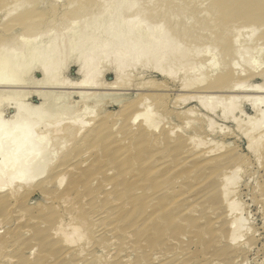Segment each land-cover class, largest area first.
<instances>
[{
	"label": "rangeland",
	"instance_id": "rangeland-1",
	"mask_svg": "<svg viewBox=\"0 0 264 264\" xmlns=\"http://www.w3.org/2000/svg\"><path fill=\"white\" fill-rule=\"evenodd\" d=\"M212 2L214 0H103V3L88 0L80 7L77 5L78 8L76 6L75 16L68 17L69 21L75 22L74 26L70 28L71 23L56 26L53 31H59L58 34L37 42L33 39L31 43L36 42L35 46L7 57V65L0 64L3 86H0V126L8 128L24 123L32 128L35 137L45 139L43 143L38 139L40 144L34 146L40 153L30 168L39 166L36 164L39 161L46 166L54 167V162L59 165L63 155L75 149L84 151L86 157L76 156L75 162L68 164L71 167L68 170L72 169L70 172L64 169L50 173L48 166L50 170L44 178L46 176L50 183L45 189L33 185L31 190L21 189L20 198L19 193L10 198V203L0 211V264H264V139L253 149L249 148L250 139H257L259 132L264 134V127H256L263 123L264 100L260 97L264 94L242 92V89V93L240 90L232 93L231 88L220 89L216 83L222 72L234 70L243 75L238 78L239 75L231 72L225 85L230 84L235 74L236 84L246 82L244 89L264 86V29L252 21L231 23L224 28L228 34L226 30L223 34L231 42L232 35L236 34L237 40L234 45L230 42L224 50L221 42L216 43L223 35L216 25L218 21L213 20ZM82 9L84 11L79 13ZM254 24H257L256 31ZM128 25L133 26L131 38L140 36L146 43L166 36L169 45L178 42L181 48L162 64L160 70H153L158 53L154 51L147 59V65L138 62L122 78L115 63L103 62L99 77L93 79L94 86L82 84L85 71L90 70L85 66V60L94 52L96 44L113 43ZM237 49L239 52L235 55L233 51ZM180 52L185 54L184 58H180ZM128 53L129 50H125L122 60H126ZM26 59L28 62L19 67ZM223 64L228 65L227 70ZM11 65L17 66L18 70ZM170 68L175 73L169 78ZM248 72L254 73L250 79L244 78L250 74ZM16 91L29 94L11 95ZM208 96L215 100L208 101ZM233 96L242 100L236 97L230 100ZM199 97L207 98L205 106H201ZM206 106L216 107L209 111L210 107L207 110ZM142 113L146 115L137 116L136 125L132 123V127L129 124L131 115ZM189 113H194L190 114L193 117ZM147 116L156 123L152 133L162 138V146L146 143L145 148L138 147L145 149V154L153 155L146 160L141 178L131 176L133 172L127 171L128 164L123 165L126 163L124 158L120 159L124 169L119 172L126 170L122 176L115 172L113 176L112 171L106 175L102 171H90L99 152L94 151L92 144L82 148L80 143L94 120L102 119L106 126L116 124L113 127L115 133L126 130L125 141L144 135L141 127L148 125ZM69 125H74L76 130L82 127L80 133L83 135L79 134V138L73 140L65 139L66 142L62 137L64 133L59 135L57 131L69 128ZM181 134L187 145L175 143L182 138ZM56 139H60L61 145L64 142L68 146L61 147ZM113 140L110 137L109 144L106 142V149L123 147L124 144L111 145ZM189 143L196 145L191 147ZM197 146L200 152L205 148L203 152L212 149L208 156L215 150L210 158L227 156L232 161L225 163L222 174L217 173L218 177H215L217 174L213 173L212 166L205 167L204 161L189 158L191 154L200 153ZM164 154L165 157L160 156ZM86 164L89 166L85 167ZM195 179L201 182L196 184ZM139 180L143 184L136 192L134 188ZM147 183L152 191L146 187ZM73 184L78 187L72 191ZM115 187L119 189L115 191ZM125 188L129 189L123 190ZM234 221H238L237 224ZM234 225H240L237 238L232 233ZM75 227L81 228L79 235L73 234Z\"/></svg>",
	"mask_w": 264,
	"mask_h": 264
},
{
	"label": "bare ground",
	"instance_id": "bare-ground-1",
	"mask_svg": "<svg viewBox=\"0 0 264 264\" xmlns=\"http://www.w3.org/2000/svg\"><path fill=\"white\" fill-rule=\"evenodd\" d=\"M88 0H0V64H5L7 65V63H5V61L7 60V57L9 56H14L16 55L17 52H23L25 50H27L29 47H32L33 44L35 46V43L40 39H44L43 37H46V36H50V35H56L59 33V31H53V29L55 30V27L56 26H63L65 23H71V24H68V25H71L70 28L72 26L75 25V22L73 21H69L68 17L69 16H72L74 13V10L78 8V6L83 3V2H86ZM135 1V0H133ZM164 1V0H163ZM186 1V0H185ZM198 0H196L197 2ZM213 1V0H212ZM98 2L100 3V0H98ZM101 2L103 3V0H101ZM178 2V1H177ZM181 1H179L180 3ZM188 2V1H187ZM191 2H194V1H191ZM90 3V2H89ZM185 3V2H184ZM213 3V2H212ZM78 5V6H77ZM87 5V4H86ZM77 6V8H76ZM80 7V6H79ZM83 7V6H82ZM180 7V6H179ZM85 8V7H84ZM93 10V9H92ZM210 10V8H209ZM84 10H79V13H82ZM179 11V10H178ZM210 11H213V16H214V19L213 20H217V26L219 27V31L220 33L223 35L221 36L220 35V38L218 39V41L216 40V43H222L224 45V50L227 48V45L230 44L231 40L228 39V37H225L223 33H225V30L224 29L225 27L229 26L231 23L233 24V22H243V21H252L254 23H257L259 26H262L263 29H264V0H214V3H213V6H211V10ZM209 11V12H210ZM87 12V11H86ZM230 12L232 13V15L230 14ZM78 13V14H79ZM86 14V13H85ZM81 15V14H80ZM75 16V14L73 15ZM190 18V17H189ZM199 18V17H198ZM221 20V22H220ZM211 21H212V17H211ZM194 22V21H193ZM199 22V21H197ZM214 22V21H213ZM191 23V22H190ZM196 23V22H195ZM202 23V22H200ZM216 23V22H215ZM197 24V23H196ZM195 24V25H196ZM236 24V23H234ZM256 24V25H257ZM68 25H65L64 27L68 26ZM160 25V24H159ZM255 25V24H254ZM256 25H255V28L253 27V29L256 31ZM61 26V27H62ZM69 27V26H68ZM197 27V25H196ZM258 27V26H257ZM69 28V29H70ZM194 28V26H193ZM252 28V26H251ZM60 29V27H59ZM195 29V28H194ZM228 29V28H227ZM234 29V28H233ZM258 29V28H257ZM133 30V26L131 25H128L126 27V29L122 32V36L113 41V43H110L109 45H101L100 42L96 44V48L94 50L93 53H91V55L89 56V58L87 60H85V66L90 68V70H87L85 71L84 73V78L85 80L83 81L82 84H88L89 86H94V81L93 79L94 78H98L100 73H101V64L103 62H110L111 64L112 63H115L116 64V67L120 68V77L122 78L123 76H126L124 75L125 72H128L129 69L131 67H133V65H136L138 62H144V65L147 63V59L151 56V54L154 52V51H158L157 53V56H156V61L154 63V68L153 70H160V68L162 67V64L164 62H166L168 59H170L174 54L175 52H177L181 47V44H178V42L176 44H171L169 45V43L167 42L166 40V36L159 40V41H149V42H143V40L141 39L140 36H137L135 38H131L130 36V33L132 32ZM260 30V29H259ZM262 30V28H261ZM219 31H217L219 33ZM229 31V30H228ZM232 32V31H231ZM238 31H236L237 33ZM235 33V31L233 32ZM190 34H192L190 32ZM210 34V33H209ZM226 34H228L227 30H226ZM236 35V34H235ZM235 35H232V44L234 45V43L236 42L237 38H235ZM31 36L33 38H31ZM51 36V37H52ZM189 36V35H188ZM31 38V39H30ZM34 39V41H36L34 43L33 41V44L31 43L32 40ZM186 40V39H185ZM31 43V44H30ZM180 43V42H179ZM100 44V45H99ZM183 44V43H182ZM37 45V44H36ZM185 46V45H184ZM183 46V48H184ZM229 46V45H228ZM231 46V45H230ZM26 47V48H25ZM235 48V46H233ZM23 50V51H22ZM125 50H129V53H128V56H125L126 57V60H122L123 58V55L125 54ZM8 51H10L11 54H6ZM228 51V50H227ZM233 51V50H232ZM179 52V51H178ZM230 52V51H229ZM234 54L236 55V53L238 54L239 50H234L233 51ZM232 52V53H233ZM236 52V53H235ZM181 53V52H180ZM231 53V54H232ZM182 55L178 56L180 58H184V55L183 53H181ZM28 62V60L26 59L25 61L21 62L19 64V67H21L22 65L26 64ZM147 65V64H146ZM164 65V64H163ZM13 67L14 70H18L17 66L15 65H11ZM228 65L224 66L223 64V67H227ZM222 67V69H223ZM145 68V67H144ZM188 68V67H187ZM232 68H234L232 66ZM175 69V68H174ZM200 69V68H199ZM224 69V70H225ZM227 70V69H226ZM173 68H170L167 72V77H173ZM219 71V69H218ZM234 71V70H233ZM231 71V72H233ZM189 72V71H188ZM192 72V70H191ZM231 72H222L218 77H217V84H218V87L217 88H231L232 89V93H237V90H240L239 93H242L244 92V90L247 92V91H251L253 93H257V94H264V86H260V87H256V86H252L253 88L251 90L249 89H244L245 87L243 86L244 83L246 85V82L244 83H240V82H237L238 84H236V78H234L235 74H237L238 72L235 73L234 71V75L233 76V80L231 82L234 81L235 85L232 86L233 83L230 82L227 83L225 85V82H227V80H229V77L231 76ZM129 73V72H128ZM127 73V75H128ZM250 73V74H248ZM247 76H244L245 77H252L253 74L252 72H248ZM261 73V72H260ZM1 74V73H0ZM243 75V73H241ZM241 74H237V76L239 75L238 78H241ZM245 75V74H244ZM264 75V73L262 74ZM194 76V75H193ZM258 76V75H257ZM1 76H0V86H1ZM96 78V79H97ZM249 78V79H250ZM231 79V78H230ZM247 79V78H246ZM229 82V81H228ZM189 83V82H188ZM186 84V83H185ZM184 84V85H185ZM192 83H190V86ZM216 84V85H217ZM85 85V86H86ZM87 85V86H88ZM157 85V84H156ZM155 85V86H156ZM188 85V84H187ZM186 85V86H187ZM184 86V87H186ZM189 86V87H190ZM3 87V86H1ZM188 87V88H189ZM250 87V86H248ZM10 88V87H9ZM241 89H242V92H241ZM249 92V93H251ZM10 93V91H9ZM26 93H28L27 91H16V92H13L11 93V95L14 94L15 95H19V96H22V95H26ZM248 93V92H247ZM29 94V93H28ZM234 95V94H233ZM205 97V96H204ZM200 98L201 100V106L203 107V105L205 106V100L207 98ZM208 101L209 100H215V97H211V96H208ZM236 97V96H235ZM234 96L233 97H229V99H234L235 98ZM238 97H236L235 99H237ZM143 99V98H142ZM228 99V98H227ZM228 99V100H229ZM238 99H241L242 98H238ZM237 99V100H238ZM246 100L248 98H243V100ZM254 99V97L252 98ZM264 100V97H260V100ZM256 100V98H255ZM259 100V98H258ZM207 101V100H206ZM257 102V101H256ZM260 102V101H259ZM145 103V101H144ZM200 103V102H199ZM138 105H140V103H138ZM143 107V105L141 106ZM207 107H210V106H206V109ZM216 107V106H215ZM215 107L211 106L209 108V111L212 110L213 108L215 109ZM137 109V108H136ZM205 110V109H204ZM208 110V109H207ZM135 111V110H134ZM151 111V110H150ZM213 111V110H212ZM103 112V111H102ZM191 112V111H190ZM152 113V111H151ZM234 113V111H233ZM190 114H193L194 113H189ZM213 114V113H212ZM262 118L263 119V123H260V125L262 126H256V127H264V111L262 112ZM146 113H142V114H138V115H134L132 114L131 115V118H130V121H129V124L132 125V123H134L138 117L140 116H145ZM107 116V114H106ZM136 116V117H135ZM138 116V117H137ZM155 116V115H154ZM192 116V115H190ZM101 117V116H100ZM103 117V116H102ZM105 117V116H104ZM103 117V118H104ZM111 117V116H110ZM109 117V118H110ZM157 117H158V114H157ZM193 117V116H192ZM108 118V119H109ZM151 118H154V117H151ZM111 119V118H110ZM161 119V118H160ZM159 119V120H160ZM98 120V119H97ZM123 120V119H122ZM150 120L152 119H149L148 116H147V119L145 120L147 124L143 125V127H141V129L143 128V133L144 135H140L139 137H135L136 135L138 134H134L135 138H131V139H128V140H125L124 141V137H125V134H126V130H122L121 132H116L114 131V126L116 124L111 125V121L108 123L109 125L106 126V122L104 120H94V124L91 126V128L89 130H87L88 132H86V134L82 137V142L80 143V146H82V148H84L86 145H90L92 144V148H94L95 152L98 151L99 152V156L97 159L96 157L94 158V164L92 165V169L90 171H93V172H104L105 175L106 174H109L108 172L112 171L115 172V174L117 176H122V172L126 173V170L125 171H120L119 172V169H122V164H120V159L121 158H124L126 160V163H123L124 164H128V170L127 171H132L131 173V176L133 175V177H142L143 176V173L145 172L144 170V164L147 162L146 160L149 159V158H153V155H147L144 153V150L143 148H145V144L149 143L152 144V143H155L154 146H159V144L162 146L161 144V140L162 138H160L159 136H157L155 134V136L153 135L152 132H155L154 131V127L156 128V123L154 124V122L152 123ZM165 120V119H164ZM109 121V120H108ZM261 121V120H260ZM157 122V121H156ZM166 122V121H165ZM193 122V121H192ZM191 122V123H192ZM161 123V122H160ZM189 123V122H187ZM210 123V121H209ZM118 124V123H117ZM135 124V123H134ZM77 125V124H76ZM136 125V124H135ZM153 125V126H152ZM160 125V124H159ZM259 125V124H257ZM70 126V125H69ZM80 126V125H79ZM82 126V125H81ZM77 129H78V125L76 126ZM76 127H74V125L70 126L69 128L68 127H63L60 128L57 132L59 135L62 134L63 136V139L65 140H71L72 138H75L77 139L78 135L81 134L80 132L82 131V127L80 128L79 130H76ZM84 127V126H83ZM118 127V125H117ZM116 127V128H117ZM133 127V125H132ZM153 127V128H152ZM160 128V127H159ZM210 128V127H209ZM168 129V128H167ZM68 130H70L68 132ZM120 130V128H119ZM129 129H127V131H129ZM135 130V129H132V131ZM259 130V129H258ZM67 131V133L65 134V132ZM257 131V130H256ZM159 132V131H158ZM165 132V131H164ZM168 132V131H167ZM259 132V131H258ZM35 132L32 130V128L26 126L24 123H21V124H18V125H14L12 127H8V128H4V127H1L0 126V155L2 156V161L0 163V211L2 210L3 207H6V204L7 203H10L11 199H13L14 196H16L19 192H21V189H25L27 190L31 186L33 185H38L40 186L41 188L45 187L50 183V180L49 179H46V176L44 178V175H46V173L50 170L48 166H46L45 164H41L39 161V163H36V164H39V166H35L36 168H30L31 167V164H33L34 161H37V159L39 158V150L38 148H35L34 146L37 145V144H40L38 142V139H40V136L39 138L38 137H35ZM136 133V132H135ZM138 133V131H137ZM140 133V131H139ZM157 133V132H156ZM170 133V132H169ZM168 133V135H170ZM264 133V132H263ZM114 134V135H113ZM173 134V133H171ZM251 134V133H250ZM255 134V133H254ZM57 135V138L58 136ZM83 134H81L82 136ZM108 135H110L108 137ZM113 135V136H111ZM182 135V134H181ZM253 135V134H252ZM37 136V134H36ZM161 136V135H160ZM189 136V135H188ZM188 136L186 137L188 139ZM256 136V135H255ZM60 137V136H59ZM62 137L60 138L61 141L62 140ZM110 137H113L114 140L113 142L110 144H114V143H118V145L120 144L121 146L123 145V147H117V149H113V148H109V149H106V142H108L109 144V141H110ZM173 137V136H172ZM182 138L176 140L175 143H178L180 144V146H184V145H187V141L185 139H183V135L181 136ZM248 137V135H247ZM257 137V136H256ZM43 138V137H42ZM45 138V137H44ZM79 138V137H78ZM129 138V137H128ZM185 138V137H184ZM194 138V137H193ZM37 139V140H36ZM60 139H56V141L58 140V144L61 145L62 142H60L59 140ZM165 139V138H164ZM253 139V140H252ZM250 139L251 140V143L249 145V148L250 149H253L254 146H256V143H259L260 141H262V139H264V134L260 133L258 134V138L255 139L254 137ZM45 140V139H44ZM44 140H41L40 141L43 143ZM65 140V141H66ZM73 140V139H72ZM102 140V141H101ZM192 141H194L193 139H190ZM96 141V142H95ZM98 141V143H97ZM101 141V142H100ZM173 141V140H171ZM170 141V142H171ZM189 141V140H188ZM196 141V140H195ZM67 142V141H66ZM69 142V141H68ZM169 142V143H170ZM263 142V141H262ZM61 143V144H60ZM173 143V142H172ZM191 143V142H190ZM189 143V144H190ZM261 143V142H260ZM259 143V144H260ZM57 144V145H58ZM142 144V145H141ZM146 144V145H147ZM158 144V145H157ZM189 144H188V147H189ZM199 144V143H198ZM201 144V143H200ZM258 144V145H259ZM42 145V144H41ZM58 145V146H59ZM63 145H67L66 143L63 142ZM61 145V147L63 146ZM83 145H85L83 147ZM115 145V144H114ZM196 145V143L194 144ZM190 146L191 147H195V146ZM203 144H201L202 146ZM68 146V145H67ZM72 146V145H71ZM79 146V145H78ZM77 146V147H78ZM140 146H142L143 150H139L138 147L140 148ZM159 147L161 148L160 150H162L163 148L162 147ZM212 146V145H211ZM262 146V145H260ZM40 147V146H39ZM60 147V146H59ZM115 147V146H114ZM187 147V146H186ZM187 147V148H188ZM198 147V146H197ZM196 147V148H197ZM64 148V146H63ZM66 148V147H65ZM88 148V147H87ZM108 148V146H107ZM148 148V147H147ZM175 148V147H174ZM182 148V147H181ZM264 148V147H263ZM67 149V148H66ZM79 149V148H78ZM97 149V150H96ZM172 149V147L170 148ZM190 149V148H189ZM188 149V150H189ZM259 149V147H258ZM256 149V150H258ZM68 150V149H67ZM87 150V149H86ZM159 150V149H157ZM186 150V149H185ZM182 151V152H186V151ZM193 150V148H192ZM198 150L200 152V149L198 147ZM197 150V151H198ZM205 149L201 150L200 153H194L189 155L190 156L189 158H194L193 161L195 160H199V161H204L203 163L205 164V167L208 165V166H212L213 168V173H221L222 170L224 169V164L226 163H231L232 159H229L227 156L225 157H215L214 158H210V157H213L214 155V152L215 150L210 154V156H208V154L212 151H209V152H203ZM261 150L262 147H261ZM65 151V149H64ZM64 151L62 153V155L64 154ZM70 151V150H68ZM92 151V152H94ZM154 151V150H152ZM190 151V150H189ZM197 151H193V152H197ZM220 151V149H219ZM231 151V150H229ZM94 152V153H95ZM158 152V151H157ZM228 152V151H227ZM236 152V151H235ZM254 152V151H253ZM89 153V152H87ZM86 153V154H87ZM91 153V152H90ZM135 154V155H132L133 157H130L131 155L130 154ZM166 153V152H165ZM191 153V152H190ZM231 154V152H229ZM56 154V153H55ZM150 154V153H149ZM167 154H168V151H167ZM181 154V152H180ZM184 154V153H182ZM61 155V157H62ZM84 155V151H77V149H75V151L72 150V152L70 153H66L65 155H63V159H62V163L57 165L58 163L57 162H54L56 165L52 168L51 166V170L49 171L50 173H54L56 174L57 172H60L64 169H67V172L69 170L72 171V169H69L68 168H71L68 164L72 161V162H75L73 160H75L74 158H76V156H83ZM89 155V154H88ZM92 155V153H91ZM212 155V156H211ZM217 156V154H215ZM219 155V154H218ZM234 155V154H233ZM235 155H238L237 153ZM0 156V157H1ZM54 156V155H53ZM85 156V155H84ZM83 156V157H84ZM87 156V155H86ZM96 156V155H95ZM160 156H163L165 157V154L164 155H160ZM179 156V155H178ZM181 156V155H180ZM230 156V155H229ZM232 156V155H231ZM83 157H81L83 159ZM159 157V156H158ZM168 157V156H167ZM171 157V156H170ZM184 157V156H183ZM182 157V158H183ZM53 158V157H51ZM86 158V157H84ZM157 158V157H156ZM186 158V156L184 157ZM224 158V159H223ZM81 159V160H82ZM88 159V158H87ZM90 159V157H89ZM161 159V158H160ZM240 159V158H239ZM261 159V158H260ZM55 159H52V161H54ZM77 160H80V159H77ZM76 160V161H77ZM154 160V159H153ZM162 160V159H161ZM166 160V159H165ZM164 160V161H165ZM183 160V159H182ZM191 160V159H190ZM259 160V159H258ZM56 161V160H55ZM58 161V159H57ZM83 161V160H82ZM80 161V162H82ZM88 161V160H87ZM91 161V160H90ZM102 161H106V165L103 164ZM124 161V160H123ZM163 161V162H164ZM168 161V160H167ZM171 161V160H170ZM168 161V162H170ZM174 161V160H173ZM192 161V162H193ZM198 161V162H199ZM201 161V162H202ZM92 162V161H91ZM125 162V161H124ZM180 162V161H179ZM50 163L47 162V164ZM53 163V162H52ZM53 163V164H54ZM79 163V162H78ZM99 163V164H98ZM101 163V164H100ZM157 162H155L156 164ZM183 163V162H182ZM188 163V162H187ZM190 163V162H189ZM237 163V162H236ZM259 163V161H258ZM51 164V165H53ZM71 164V163H70ZM91 164V163H89ZM132 166V170L129 169L130 165ZM154 164V162H153ZM152 164V165H153ZM162 164V162L160 163ZM185 164V163H184ZM83 165V164H82ZM88 164H86L85 167H87ZM168 165V164H167ZM200 165V164H199ZM81 166V165H80ZM89 166V165H88ZM135 166V167H133ZM155 166V165H154ZM233 165H231L232 167ZM235 166V165H234ZM260 166V164H259ZM84 167V166H83ZM84 167V168H85ZM137 167V168H136ZM189 167V166H188ZM204 167V165H203ZM32 170H30V169ZM201 169H204L202 167H200ZM208 168V167H207ZM211 168V169H212ZM227 168V167H226ZM237 168V167H236ZM78 169V168H77ZM124 169V168H123ZM122 169V170H123ZM127 169V168H125ZM147 169V168H145ZM242 169V168H241ZM86 171V170H85ZM204 171V170H203ZM236 171V170H234ZM48 172V173H49ZM70 172V171H69ZM74 172V170H73ZM101 172V173H102ZM206 172V171H204ZM225 172V171H224ZM237 172V171H236ZM79 173V172H78ZM110 173V174H112ZM128 173V172H127ZM99 174V173H98ZM114 174V173H113ZM112 174V175H113ZM115 174L113 176H115ZM222 174V173H221ZM220 174V176H221ZM225 174V173H223ZM227 174V173H226ZM50 175V174H49ZM87 175V174H86ZM129 175V173H128ZM147 175V173H146ZM214 175V174H213ZM212 175V176H213ZM130 176V175H129ZM128 176V178H129ZM206 176V175H205ZM63 177V176H62ZM81 177V176H80ZM99 177V176H98ZM96 176V178H98ZM204 177V176H203ZM215 177H218V174L217 176ZM48 178V177H47ZM111 178V177H110ZM132 178V177H130ZM230 178V177H229ZM202 179V178H201ZM204 179V178H203ZM62 180V178H61ZM60 180V181H61ZM115 180V179H114ZM120 180V179H119ZM226 180H227V177H226ZM55 181V179H54ZM97 181H99V179H97ZM118 181V179H117ZM131 181V180H130ZM132 182H133V179H132ZM143 181L142 180H139L137 181V184L134 188V189H137L135 190L136 192H139V189L140 186L139 185H142ZM193 182V181H192ZM201 182V181H200ZM198 182V180L195 179V183L198 184L200 183ZM59 183V181H58ZM102 183V182H101ZM105 183V182H104ZM149 183V182H148ZM147 183V184H148ZM221 183V181H220ZM224 183V182H223ZM76 184V183H75ZM73 184L71 189L72 191L73 190H76V187H78L77 185ZM115 184V183H114ZM118 184V183H116ZM115 184V185H116ZM128 184V183H127ZM132 184V183H131ZM130 184V185H131ZM134 184V183H133ZM222 184V183H221ZM95 185V184H94ZM108 185V184H107ZM113 185V186H115ZM226 185V184H225ZM109 186V185H108ZM112 186V185H111ZM139 186V187H138ZM36 187V186H35ZM150 191H152L150 189V184H148L146 186ZM198 187V186H197ZM210 187V186H209ZM208 187V188H209ZM213 187V186H212ZM32 188V187H31ZM48 188V187H47ZM116 188V187H115ZM216 188V187H215ZM40 189V188H39ZM70 189V190H71ZM119 189L116 188L115 191ZM129 188H125L123 190H127ZM147 189V190H148ZM205 189V188H204ZM226 190V188H225ZM23 191V190H22ZM28 191V190H27ZM113 191V190H112ZM121 191V190H120ZM204 191V190H202ZM210 191V190H209ZM8 192V193H7ZM35 192V191H34ZM122 193V192H121ZM16 194V195H15ZM111 194H113V192H111ZM124 194V193H123ZM134 194V193H133ZM205 194V193H204ZM203 194V196H204ZM207 194V193H206ZM212 194V193H211ZM14 195V196H13ZM24 195V194H23ZM130 195V194H129ZM18 196V195H17ZM21 194L19 193V196L18 198H20ZM126 196V195H125ZM131 196V195H130ZM209 196V195H208ZM181 197H183V195H181ZM227 197V196H226ZM11 198V199H10ZM16 198V197H15ZM14 198V199H15ZM85 198V197H84ZM183 199V198H182ZM225 199V198H224ZM67 200V199H66ZM86 200V199H85ZM124 200H126L124 198ZM177 200V199H176ZM175 200V201H176ZM179 200V199H178ZM16 201V200H15ZM29 201V200H28ZM27 201V202H28ZM62 201V200H61ZM84 201V200H82ZM225 201V200H224ZM63 202V201H62ZM87 202V201H86ZM210 202V201H209ZM208 202V203H209ZM213 201H211L212 203ZM81 203V202H80ZM84 203V202H83ZM156 203V202H154ZM119 204L121 205V202H119ZM118 204V206H119ZM139 204V203H138ZM214 204V203H213ZM212 204V205H213ZM151 205V204H150ZM173 205V204H172ZM123 206V205H122ZM126 206V205H125ZM15 207V206H14ZM67 207V206H66ZM57 209V208H56ZM77 209V207H76ZM228 212V211H227ZM216 214V213H215ZM9 215V214H8ZM197 216V215H196ZM91 217V216H90ZM230 218V217H229ZM13 221V220H12ZM61 221V220H60ZM177 221V220H176ZM84 221H82L83 223ZM170 222V221H169ZM235 222V221H234ZM238 222V221H237ZM237 222H235L237 224ZM63 223V222H62ZM231 223V222H230ZM158 224V223H157ZM170 224V223H169ZM239 224L241 225V222L239 221ZM70 225V224H69ZM68 225V226H69ZM86 225V224H85ZM240 225H234L235 227L233 228V232L234 233V238H237L238 235L235 237V235L239 232L240 230ZM84 226V225H83ZM82 227V226H81ZM62 229V228H61ZM72 230V228H70ZM81 229V228H80ZM78 227L76 228H73V234H76V235H79V230H80ZM212 230V229H211ZM58 231V229H57ZM82 233V232H81ZM85 233V232H84ZM57 234V233H56ZM239 234V233H238ZM55 235V234H54ZM75 235V236H76ZM86 235V233H85ZM233 235V234H232ZM74 236V235H73ZM64 237V236H62ZM130 237V236H129ZM233 237V236H232ZM7 238V237H6ZM56 238V236H55ZM86 239V237H84ZM191 238V237H190ZM223 238V237H222ZM232 238H230L231 240ZM69 240V239H67ZM82 240V239H81ZM234 240V239H233ZM74 241V240H73ZM72 241V242H73ZM86 241V240H85ZM235 241V240H234ZM88 242V241H86ZM113 242V241H112ZM232 242V240H231ZM75 243V242H73ZM65 244V243H64ZM72 244V243H71ZM233 244V243H232ZM33 245V244H32ZM75 246V245H74ZM233 246V245H232ZM248 246V245H246ZM73 247V246H72ZM77 247V246H76ZM2 248V246H1ZM75 248V247H74ZM88 248V247H87ZM234 249V248H233ZM36 250V248H35ZM34 250V251H35ZM2 251V250H1ZM33 251V252H34ZM76 252V251H75ZM78 252V251H77ZM84 253V252H83ZM35 254V252H34ZM113 254V253H111ZM79 255V253H78ZM110 255V254H109ZM245 255V254H244ZM81 256V255H80ZM105 256V255H104ZM68 257V256H67ZM171 257V256H170ZM32 258V257H31ZM30 258V259H31ZM110 258V257H108ZM225 259V258H224ZM33 261V260H32ZM126 261V260H125ZM168 261V260H167ZM6 262V261H5ZM237 262V261H236ZM157 263V262H156Z\"/></svg>",
	"mask_w": 264,
	"mask_h": 264
}]
</instances>
